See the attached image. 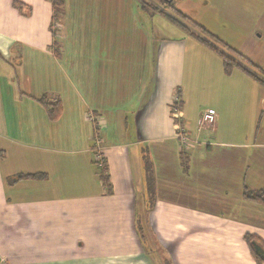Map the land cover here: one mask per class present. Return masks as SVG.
<instances>
[{
	"label": "crops",
	"instance_id": "1",
	"mask_svg": "<svg viewBox=\"0 0 264 264\" xmlns=\"http://www.w3.org/2000/svg\"><path fill=\"white\" fill-rule=\"evenodd\" d=\"M13 1L0 0V264H264L245 239L264 245V204L244 196L264 186V85L139 0H85L76 31L67 0L59 19L52 0Z\"/></svg>",
	"mask_w": 264,
	"mask_h": 264
},
{
	"label": "rangeland",
	"instance_id": "2",
	"mask_svg": "<svg viewBox=\"0 0 264 264\" xmlns=\"http://www.w3.org/2000/svg\"><path fill=\"white\" fill-rule=\"evenodd\" d=\"M67 2L69 12L66 25L70 30L76 31L80 28L78 25L76 27V14L80 15L84 11L85 0H79V2L67 0ZM175 4L193 19L203 23L230 46L236 48L245 42L248 43L243 45L249 51L247 56L258 60L264 55V0H175ZM163 17L159 15L154 22L159 35L170 30L167 27L168 21H162ZM65 27L63 25L64 29ZM55 28L58 31V28ZM202 65L199 67L200 70L204 69V64ZM258 65L264 67L262 64ZM190 97L191 99L196 97L195 91L191 92ZM193 106L192 109H198L196 102H193ZM90 112L92 111H88Z\"/></svg>",
	"mask_w": 264,
	"mask_h": 264
},
{
	"label": "trees",
	"instance_id": "3",
	"mask_svg": "<svg viewBox=\"0 0 264 264\" xmlns=\"http://www.w3.org/2000/svg\"><path fill=\"white\" fill-rule=\"evenodd\" d=\"M55 7L56 19L61 18V12L59 9L63 6V0H52ZM144 9L151 13L158 12L163 14L164 17L179 27L183 31L189 33L192 37L198 41L204 43L211 50L215 51L222 57L223 69L226 73H231L235 69H240L253 77L257 82L264 85V69L262 66L254 63L248 56L236 48L230 46L225 40L211 32L203 23L193 19L190 15L186 14L176 4L175 0H139ZM14 5L21 9L24 5L28 7L25 2L14 0ZM170 9V12H168ZM227 48V49H224ZM40 104L47 111L48 117L51 120H57L63 112V104L61 100L56 102H50L46 94L37 98ZM100 176L105 184L109 183L108 169L106 164H102L100 167ZM22 177H33V178H44L46 177L45 172H34V173H18L13 178L14 180ZM147 182L150 197L154 195L155 185L154 176L151 171L150 165L147 163ZM244 196L246 199L264 204V186L258 189H250L245 186ZM142 234V231H141ZM245 239L251 249L253 256L259 263L264 262V257L259 255L255 249L254 244L257 243L264 248L261 244L260 238L254 234H245Z\"/></svg>",
	"mask_w": 264,
	"mask_h": 264
},
{
	"label": "built area",
	"instance_id": "4",
	"mask_svg": "<svg viewBox=\"0 0 264 264\" xmlns=\"http://www.w3.org/2000/svg\"><path fill=\"white\" fill-rule=\"evenodd\" d=\"M89 118L94 119L95 116H93V113L90 112L89 114ZM215 121V114L213 111L211 110H206L203 111L201 113V116L198 118V126L199 129H203L206 128L210 125H212ZM178 137L180 138V142L182 146H187V145H191L193 143H196L198 140L193 138L190 133L187 131L186 128H184L183 126L179 128L178 130ZM102 147L101 143H97V148L100 149ZM99 150H97V154H96V159L98 162L102 163V156L101 154L98 152Z\"/></svg>",
	"mask_w": 264,
	"mask_h": 264
},
{
	"label": "water",
	"instance_id": "5",
	"mask_svg": "<svg viewBox=\"0 0 264 264\" xmlns=\"http://www.w3.org/2000/svg\"><path fill=\"white\" fill-rule=\"evenodd\" d=\"M254 249L259 255L264 257V248L262 246H260L259 244L255 243L254 244Z\"/></svg>",
	"mask_w": 264,
	"mask_h": 264
}]
</instances>
